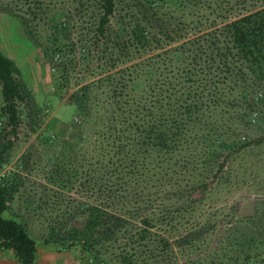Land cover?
Segmentation results:
<instances>
[{
  "label": "trees",
  "instance_id": "1",
  "mask_svg": "<svg viewBox=\"0 0 264 264\" xmlns=\"http://www.w3.org/2000/svg\"><path fill=\"white\" fill-rule=\"evenodd\" d=\"M175 2L179 17L164 13L169 0H0L79 117L64 139L39 132L34 93L0 50V170L29 126L52 152L47 186L26 198L48 229L41 241L79 248L85 264H180L202 251L185 264H229L223 247L242 245L217 195L245 183L234 165L264 147V6L228 19L200 0ZM30 164L25 154L0 177V248L19 264L38 257L12 211Z\"/></svg>",
  "mask_w": 264,
  "mask_h": 264
},
{
  "label": "rangeland",
  "instance_id": "2",
  "mask_svg": "<svg viewBox=\"0 0 264 264\" xmlns=\"http://www.w3.org/2000/svg\"><path fill=\"white\" fill-rule=\"evenodd\" d=\"M200 2L207 7L206 14L210 13L212 7L213 10H221L222 18L228 19L236 18L264 6V0H200ZM190 10L188 9V12ZM163 11L167 15L181 16L180 12L177 11L175 0H169V5L164 6ZM216 15L218 14L216 13ZM0 50L17 63L22 72V79L34 93L35 103L40 108L38 109V116L35 117L37 122H41L39 132L44 133L45 136L54 135L56 140L58 138H66L65 131L67 128L74 122L79 121L77 109L68 102L67 95H54L49 65L41 59L40 53L26 39L19 21L3 11H0ZM1 104L0 95V107ZM3 122L5 120H0V132ZM2 138L3 135L1 136L0 134V143ZM51 153L39 145L37 134L32 133L29 126H24L18 140L15 141L14 147L5 156L8 160L7 165L0 170V177L10 172H17V164L22 156L25 154L31 156V169L27 173L29 181L26 186V192L17 196L16 201L12 205V211L21 216L30 231V236L43 245L45 244L41 240L48 235V229L39 221L31 206H28L30 203H26V198L28 196H36L38 198L37 195L41 192V189H37L38 187L36 186H39V184L47 186V181H45L42 174L46 173L45 167L47 168L50 165L48 157L52 156ZM244 159L237 162L234 168L239 169L238 182L245 183L224 187L222 192L217 195L221 196L222 201L220 204H227L232 209L224 222L227 223L226 226L236 227L239 230L240 233L236 236L241 238L240 244H242L235 247L231 246L233 243L226 245L223 247V252L229 264L241 263L248 255L252 258L251 262L264 264V147L255 150L254 153H247ZM255 161L259 165L257 173L253 174V176L244 174L242 165L247 162L245 164L249 166ZM36 163L39 166H36ZM35 183H38V185ZM48 186V188H52V185ZM72 196L78 200L81 198L78 194H73ZM249 216L254 217L255 223L253 225L256 226L255 230L251 229L252 226L245 219ZM241 230L246 231L250 235L254 233L258 239L257 245H248L245 237L247 233L244 235ZM56 252V259L58 258L57 256H61L62 262L85 264L84 259L86 258L79 248L71 250L61 248V250L58 249ZM204 254L205 252L202 251L197 252L193 256H180V264H185L191 258L203 257ZM57 262H54V264ZM209 262L211 260L204 264H211Z\"/></svg>",
  "mask_w": 264,
  "mask_h": 264
},
{
  "label": "crops",
  "instance_id": "3",
  "mask_svg": "<svg viewBox=\"0 0 264 264\" xmlns=\"http://www.w3.org/2000/svg\"><path fill=\"white\" fill-rule=\"evenodd\" d=\"M57 250L53 246L38 243L36 264H54L56 261H58L56 264H69V262H62L61 256H57L59 259H56ZM0 264H19V262L16 260L13 251L0 248Z\"/></svg>",
  "mask_w": 264,
  "mask_h": 264
}]
</instances>
